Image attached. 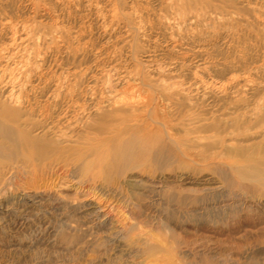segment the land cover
I'll use <instances>...</instances> for the list:
<instances>
[{"label":"rangeland","instance_id":"rangeland-1","mask_svg":"<svg viewBox=\"0 0 264 264\" xmlns=\"http://www.w3.org/2000/svg\"><path fill=\"white\" fill-rule=\"evenodd\" d=\"M0 264H264V0H0Z\"/></svg>","mask_w":264,"mask_h":264},{"label":"bare ground","instance_id":"bare-ground-1","mask_svg":"<svg viewBox=\"0 0 264 264\" xmlns=\"http://www.w3.org/2000/svg\"><path fill=\"white\" fill-rule=\"evenodd\" d=\"M113 104H115V103H113ZM15 134H17L18 138L23 140V146L30 154L35 155V152H38L39 155L43 154V145H42L43 143H41L43 140H41L42 138L40 136L31 135L28 131H25L24 129H21V128H17L15 130ZM16 143L18 144V142H16ZM44 143H46V142H44ZM89 151L92 153L93 151H95V148L91 147V148H89ZM125 155L128 156L129 153L126 154L124 151L123 156H125ZM4 183H5V180H3L1 185H4Z\"/></svg>","mask_w":264,"mask_h":264}]
</instances>
